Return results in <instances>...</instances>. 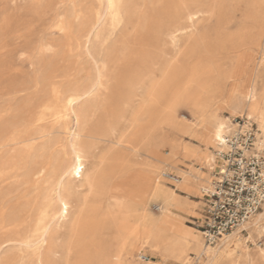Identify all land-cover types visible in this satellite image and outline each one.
<instances>
[{"label": "rangeland", "instance_id": "rangeland-1", "mask_svg": "<svg viewBox=\"0 0 264 264\" xmlns=\"http://www.w3.org/2000/svg\"><path fill=\"white\" fill-rule=\"evenodd\" d=\"M76 1L81 16L94 13L98 8L94 0ZM56 2L0 0V113L3 114L6 100H29L36 95L44 100L51 76L55 77L64 96L76 89H88L96 80L98 68L105 64L103 87L88 99L87 136L90 139L85 140L84 146L89 156L88 165L102 161L108 171H117L108 183L109 187L114 182L118 185L126 173L132 171L136 165L135 151L145 150L149 119H156L161 107L153 106L150 114L139 113V110L144 107V100H148L149 90L161 84L166 74L168 85L160 100H168L167 105L175 114V120L187 125L195 122L192 103L222 100L213 95L226 89L224 83L239 72L246 54L249 56L248 71L259 76L256 79L258 92L261 94L264 89V0H127L124 27L114 33L102 49L89 46L94 58L87 54L83 39L73 36L68 44L63 34L50 28ZM79 27L75 22L72 31L76 32ZM50 43L54 46L52 52L46 51ZM35 78L40 82L37 91L15 94L22 85ZM215 108L217 117L228 128L235 127L237 120L247 117L244 113L232 114L217 103ZM175 120L170 117L169 132L183 146L197 150L198 157L178 158L176 169L166 167V171L179 177L180 181L184 176L179 170L192 172L207 178L209 183L197 189L179 188V183L171 187L169 180L158 175V184L174 190L185 203L184 209L172 208L171 211L184 227L198 234L204 244L199 227L204 209L202 189L211 186L214 167L211 155L217 147L214 150L182 132ZM249 122L257 130L255 149L264 150L257 147V136L264 139L259 123L254 118ZM59 132L54 137L59 144L53 146L51 140L41 141L29 162L50 159L51 165L58 163L61 170L65 169L70 162V152L60 146V142L64 143V135L62 129ZM168 152L169 147L162 149V153ZM27 171L25 168L22 175H28ZM28 177L30 182L35 180ZM8 185L3 183L0 189ZM37 195L32 191L25 199L33 200ZM109 195L98 201H88L86 210L95 208L105 220L103 227L92 234L87 244H81V255L67 254V224L62 223L59 233L52 234L47 251H43L46 264H106L108 253L115 247L112 239L115 233L112 216L115 213ZM155 206H161V203L154 200L146 207L152 216L160 214L155 211ZM237 239L229 242V250L236 245L251 254L264 250V233L244 229ZM141 254L157 264H204V256L198 258L192 250L186 252L188 262L174 258L164 260L144 246L133 252L137 259ZM136 262L143 264L140 260ZM0 264H36V257L16 245H9L0 250ZM251 264L264 262L254 259Z\"/></svg>", "mask_w": 264, "mask_h": 264}, {"label": "bare ground", "instance_id": "bare-ground-1", "mask_svg": "<svg viewBox=\"0 0 264 264\" xmlns=\"http://www.w3.org/2000/svg\"><path fill=\"white\" fill-rule=\"evenodd\" d=\"M56 1L50 28L63 34L68 44L73 36L83 39L91 58H94V53L90 45L102 49L110 37L125 25L127 0H94L97 10L84 16L80 15L76 0ZM75 22L80 27L73 32ZM53 50L54 46L48 44L46 51ZM248 61L246 54L239 72L224 83L226 89L213 95L222 100H198L191 104L195 109L193 125L175 120V114L167 105L168 100H160L168 85L166 74V80L149 90L148 100H144V107L139 110V113L150 114L153 106L161 107L156 119H149L146 148L135 151L136 165L132 171L126 173L118 185L114 182L110 187L108 183L117 171H108L102 161H93L88 165L89 156L84 146L85 140L90 139L87 136L88 99L103 87L102 70L105 64L98 68L96 80L88 89H76L64 96L55 77L51 76L44 100L38 95L29 100H6L3 114L0 113V185L6 182L9 185L0 189V250L16 245L32 253L36 264H46L43 251H47L52 234H58V228L66 223L65 233L69 240L67 254L74 252L81 255V244H87L92 234L103 227L105 220L95 208L86 210L88 201H98L110 194L115 213L112 216L115 247L108 253L106 264H138L139 257L135 258L133 252L140 246L150 248L164 260L174 258L188 262L186 252L192 250L198 258L204 256V264H251L254 259L264 262V250L251 254L237 245L232 250L228 249L232 239L238 240L240 230L222 238L214 248L201 243L199 235L184 227L171 211L172 208L184 209L185 203L174 190L159 186L157 179L158 175L164 177L169 173L166 167L175 168L178 158L198 157L197 150L183 146L171 135L167 128L170 117L177 121L182 132L214 150L217 140L228 129L217 117L215 103L232 114L244 113L246 119L254 118L264 135V89L261 94L258 92L256 79L259 76L248 71ZM39 85V79L35 78L22 85L15 94L37 91ZM61 129L64 143L60 142V146L70 152L68 166L61 170L58 163L51 165L50 159L29 162L41 141L47 139L53 142V146L59 144L54 137ZM154 135L156 138L153 139ZM166 146L170 152L162 153ZM257 147L264 148V139L258 136ZM208 157L210 159V155ZM211 158L213 160V155ZM25 168H28V175H22ZM179 171L184 176L179 188L197 189L209 183L207 178ZM28 176L35 180L30 182ZM32 191L37 192V197L26 200L25 197ZM154 200L161 203L158 216L150 215L146 209L147 204ZM255 216L243 228L264 233V203ZM146 264L157 263L149 261Z\"/></svg>", "mask_w": 264, "mask_h": 264}, {"label": "built area", "instance_id": "built-area-1", "mask_svg": "<svg viewBox=\"0 0 264 264\" xmlns=\"http://www.w3.org/2000/svg\"><path fill=\"white\" fill-rule=\"evenodd\" d=\"M233 126L217 140L211 186L202 189L204 209L199 227L207 247L237 230L242 233L264 203V150L254 147L257 130L248 119L237 120ZM161 178L169 180L171 187L180 182L170 173ZM154 209L159 211V206ZM139 260L143 264L150 261L142 254Z\"/></svg>", "mask_w": 264, "mask_h": 264}, {"label": "crops", "instance_id": "crops-1", "mask_svg": "<svg viewBox=\"0 0 264 264\" xmlns=\"http://www.w3.org/2000/svg\"><path fill=\"white\" fill-rule=\"evenodd\" d=\"M213 158H214V156H213ZM211 162H213V160H212ZM211 162H210V163H211Z\"/></svg>", "mask_w": 264, "mask_h": 264}]
</instances>
